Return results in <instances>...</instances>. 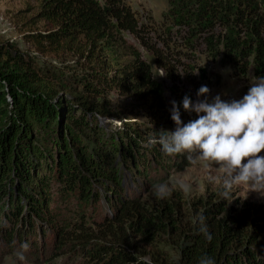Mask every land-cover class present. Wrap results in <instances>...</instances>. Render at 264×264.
Masks as SVG:
<instances>
[{
	"label": "trees",
	"instance_id": "trees-1",
	"mask_svg": "<svg viewBox=\"0 0 264 264\" xmlns=\"http://www.w3.org/2000/svg\"><path fill=\"white\" fill-rule=\"evenodd\" d=\"M168 1L159 32L126 0H39L37 17L50 27L27 31L33 47L82 62L83 72L57 71L0 35V246L14 248L15 237L37 222L47 224L44 234L54 232L59 248L73 244L85 264H199L204 256L215 264H264L263 206L225 199L223 189L192 200L176 189L163 199L141 195L188 161L159 144L144 146L169 131L158 121L169 113L168 100L125 34L152 53L180 106L192 98L180 84L195 79L200 45L241 79L264 76V0ZM113 91L154 122L128 118L107 134L99 118L110 111ZM102 198L109 211L96 220L87 210ZM73 205L76 214L65 210ZM200 214L211 242L199 231Z\"/></svg>",
	"mask_w": 264,
	"mask_h": 264
},
{
	"label": "rangeland",
	"instance_id": "rangeland-1",
	"mask_svg": "<svg viewBox=\"0 0 264 264\" xmlns=\"http://www.w3.org/2000/svg\"><path fill=\"white\" fill-rule=\"evenodd\" d=\"M132 8L136 11L138 17L142 21L153 23L155 27L162 32V27H165L168 23L165 20V12L169 8L168 0H126ZM39 10V0H0V35L5 40L12 41L21 50L31 51L38 56L40 63L51 66L60 72H83L84 67L82 62L76 61L71 58H58L53 54L37 51L33 47V43L29 40L27 31L36 29L49 28L50 24L43 19L37 17ZM126 38L133 44H135L143 53L145 58L153 66V73L156 79H158L164 88V91L168 100V114L159 117L160 128L165 127L169 131L175 130V122L171 119L170 109L172 107L171 101L175 100L171 93L172 83L165 74V72L156 66L154 62V56L151 52L147 51L138 40L131 34H125ZM196 57L193 60L195 66L193 80H185L181 83L184 90L192 94L193 101L197 99V91L202 85H206L210 89L208 95L209 101L217 94L221 96L222 100L231 101L233 99H240L245 95L251 87V79H241L233 74L232 67L230 65H222L219 59H209L204 45H200V48L196 50ZM202 70H205L206 77L202 76ZM204 99V97H199ZM109 103L110 111L107 115L99 118V123L104 127L107 134L113 133L122 125L126 119L137 120L141 123L152 124L154 121L149 111L134 107L130 105V100L127 95H120L116 91L110 94ZM176 101V100H175ZM178 104V101H176ZM179 105V104H178ZM180 106V105H179ZM181 119L184 123L189 122L197 118L195 112H187L183 109V105L180 106ZM170 120V121H169ZM101 121V122H100ZM264 155V152L261 153ZM191 155V159L189 156ZM183 157L188 161V165L182 170H175L169 173L168 177L164 179V182L168 181L170 177L177 179H183L186 182L191 183L192 190L190 193L185 194L179 187L173 190H179L185 196L187 200H192L200 197H205L209 192H219L223 189L222 177L224 175L223 166L214 162L205 161L199 158L196 153H184ZM209 175L216 178L215 182L209 180ZM142 178V177H141ZM145 178V177H144ZM142 178V179H144ZM130 180H127L129 182ZM163 182V183H164ZM131 186V185H130ZM171 187V185H170ZM249 185H238L233 189L232 195L235 198L249 199L259 206L264 208V196L255 191L249 190ZM142 196H147L153 193V187L147 186L145 190L141 191ZM77 198L73 195L70 196V203H77ZM105 199L102 198L98 201L90 210V215L96 220H103V216L107 215L109 208L105 204ZM56 204L54 201L52 202ZM104 203L105 206L102 207ZM65 210L71 214H76L79 210L76 205L66 207ZM67 213V212H66ZM93 217H90V223L93 222ZM101 220V221H102ZM73 221V219H72ZM4 226H6L4 224ZM8 226V225H7ZM6 226V228H8ZM36 228L33 226V231L29 230L27 235L22 236L20 239L15 237L14 241L16 245L14 248L7 247L4 243L0 246V264H85V256L78 255L76 252H72L74 248L73 244L70 246H64L59 248L60 242L56 241L53 231H48L44 234L47 224L42 227L41 224L36 222ZM49 228V227H48ZM52 228V227H51ZM53 229V228H52ZM44 235V237H43ZM29 244V249L25 253V260L23 262L18 261L15 258V251L23 243ZM138 246H143L144 250H150L141 242H137ZM78 244H76L77 246ZM73 247V248H72ZM77 248H81L77 246ZM142 249V250H143ZM167 252L168 249H166ZM155 256V254H154ZM149 258V257H147ZM91 264V263H90Z\"/></svg>",
	"mask_w": 264,
	"mask_h": 264
},
{
	"label": "clouds",
	"instance_id": "clouds-1",
	"mask_svg": "<svg viewBox=\"0 0 264 264\" xmlns=\"http://www.w3.org/2000/svg\"><path fill=\"white\" fill-rule=\"evenodd\" d=\"M209 94L210 89L202 85L195 101L189 95L183 97V109L197 114L196 119L187 123L181 119L180 106L175 100L171 101L175 130H164L159 137H149L144 146L150 148L159 144L169 156L196 153L202 160L222 165L221 195L225 199L242 184L264 196V155L261 154L264 152V76L252 80L247 93L238 100L225 101L217 94L209 101ZM209 180L215 182L216 178L209 175ZM176 187L185 194L192 190L191 183L170 177L164 183L153 185V192L158 199H163L170 196ZM197 219L199 231L211 242L213 236L205 224L206 217L200 214ZM28 249L27 242L21 244L14 253L15 258L23 262ZM199 264H215V260L204 256Z\"/></svg>",
	"mask_w": 264,
	"mask_h": 264
}]
</instances>
